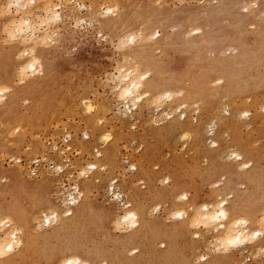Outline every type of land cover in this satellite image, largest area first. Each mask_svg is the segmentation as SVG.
<instances>
[{
    "label": "rangeland",
    "instance_id": "374dc122",
    "mask_svg": "<svg viewBox=\"0 0 264 264\" xmlns=\"http://www.w3.org/2000/svg\"><path fill=\"white\" fill-rule=\"evenodd\" d=\"M23 1L0 0V219L22 240L10 264H264V233L219 255L217 232L166 221L186 192L264 232V0H37L31 15ZM117 64L131 73L106 78Z\"/></svg>",
    "mask_w": 264,
    "mask_h": 264
},
{
    "label": "bare ground",
    "instance_id": "6f19581e",
    "mask_svg": "<svg viewBox=\"0 0 264 264\" xmlns=\"http://www.w3.org/2000/svg\"><path fill=\"white\" fill-rule=\"evenodd\" d=\"M36 1V5H34V6H32V8L30 9L29 8V5H28V2H27V0H25V1H23L22 2V4L23 5H26L27 6V9L25 10V11H23V14H27V15H31V13L33 12V9L34 8H38L39 9V6H41L40 4V2L39 1H37V0H35ZM52 3V2H51ZM49 4V3H48ZM51 5H53V4H51ZM34 7V8H33ZM52 7H54V6H51V8ZM48 8V7H47ZM50 8V6H49V9H51ZM55 8V7H54ZM58 8V7H57ZM53 9V8H52ZM59 9V8H58ZM52 11V10H51ZM112 10L111 9H108V12H111ZM51 16L49 17V20L50 19H56V18H58L59 16H60V12L57 10V9H54L53 11H52V14H50ZM21 18V17H20ZM19 20H21V19H19ZM25 20V19H24ZM23 20V21H24ZM49 22V21H48ZM30 24H31V22H29ZM28 24V23H27ZM29 24V25H30ZM29 28H31V27H29ZM30 32H32L31 30H30ZM32 34H34V32H32ZM26 36H28L29 37V34L28 35H26ZM30 36H31V34H30ZM33 36V35H32ZM30 38H32V37H30ZM34 40V39H33ZM32 61V60H31ZM30 60L28 61L29 63L31 62ZM33 61H35L34 59H33ZM31 62L29 65L27 64V63H25L23 66H27V67H29V68H33V69H37L38 67H37V64L35 63V62ZM24 67V68H25ZM3 68V67H2ZM8 68V67H7ZM0 70H1V68H0ZM22 70H23V68H22ZM23 71H25V69L23 70ZM3 73V72H2ZM24 76V75H23ZM25 76H27V75H25ZM24 76V77H25ZM137 75H135V76H133V77H131L130 79H129V81L127 82V84L124 86V88H122L123 90H124V95H127L128 96V94H132L134 91H140V92H142L143 91V89H146V88H148V86L147 85H145V80L143 79V77L142 76H147V74L146 75H142L141 77L139 76H137ZM5 79V78H4ZM5 88V87H4ZM2 89H0V91H1ZM2 92V91H1ZM0 92V93H1ZM122 92V91H121ZM3 94V93H2ZM166 95L167 96H169V94H167L166 93ZM141 96V95H140ZM140 96H139V98H140ZM126 98V101H127V98L128 97H124V99ZM129 104V103H128ZM163 103H161V105H160V108L161 109H163V105H162ZM130 105V104H129ZM128 105V106H129ZM176 105V104H175ZM159 106V105H158ZM132 107V106H131ZM130 107V108H131ZM128 108V107H127ZM123 111V110H122ZM129 112V111H128ZM132 113V112H131ZM168 113H169V111H168ZM185 114V113H184ZM163 115H166L165 114V112L163 113ZM160 116V115H159ZM162 116V115H161ZM168 117V116H167ZM159 118V117H158ZM164 118H166V116L164 117ZM160 119V118H159ZM162 119V118H161ZM155 121V120H154ZM213 128V127H212ZM210 132V131H209ZM208 132V133H209ZM213 132V131H212ZM191 133V132H190ZM211 133V132H210ZM107 134H105V136L103 137L102 136V138L103 139H105V140H107V139H109V137L107 138V136H110L109 134L106 136ZM189 135V134H188ZM187 135V136H188ZM183 137V136H182ZM235 152H237V151H235ZM234 155H236V156H242L241 154H234ZM236 156H234V157H236ZM242 158H243V156H242ZM243 160V159H242ZM94 164H89V168L91 169V168H93L92 166H93ZM95 167H96V165H94ZM56 167V166H55ZM94 167V168H95ZM240 167V166H239ZM59 168H62V167H59ZM64 168V167H63ZM87 168V167H86ZM239 169H241V168H239ZM59 170V169H58ZM61 170V169H60ZM88 172V171H87ZM114 185V184H113ZM111 189V188H110ZM114 190V189H113ZM115 191V190H114ZM236 191V190H235ZM121 192V191H120ZM120 192H118V193H116L117 194V196L119 197V196H121V193ZM234 192V191H233ZM71 196V198H72V200L73 201H75V199H77V197L76 196H73V194H70ZM231 195V194H230ZM227 196H229V195H227ZM79 197V196H78ZM222 200H226V199H222ZM219 202L217 203V204H215L216 206H217V210H219V208H218V205H219V203H220V201L221 200H218ZM227 201V200H226ZM205 204H210V203H205ZM204 204V205H205ZM243 207H244V205H243ZM226 208H227V214H228V219H227V222H225V221H223V220H221L220 222H222V223H225V229H223V230H221L220 232H217V239L216 240H220V242H218L219 244L221 243V244H223L225 247H229L230 246V241L235 237V235H237V234H240V233H244V235L245 236H247L248 238H249V240H251L252 238H255V237H259V235L262 233H264V232H261L262 230H259V231H254V233H250L249 232V230H248V228H243L241 225H245V224H248V222H247V219H245L243 216H240L239 214H237L236 212L235 213H232L231 211H230V209L227 207V205H226ZM5 209V208H4ZM209 211L211 212L212 211V209H209ZM255 212H257V211H255ZM19 213H21V212H19ZM27 213V212H26ZM21 214H23V215H25L24 214V212L23 213H21ZM46 214V213H45ZM139 212H138V209H136V208H131L130 210H128V212H127V214L125 215V216H123L122 218H121V222L122 223H125L126 222V224H129V226L130 225H132L133 223H135L136 222V220H137V218H138V220H139ZM23 215H21V216H23ZM48 215V214H47ZM45 216L47 219H48V223L50 222V220H51V218H49L48 216ZM52 215H53V213H52ZM18 216V215H17ZM51 217V216H50ZM17 218V217H16ZM21 217H19V219H20ZM18 219V218H17ZM17 219H15V221L17 220ZM22 220V223H23V221H25V220H23V219H21ZM39 220V219H38ZM120 220V219H119ZM141 220V219H140ZM26 221H28V220H26ZM26 221L24 222V224L26 223ZM52 221V220H51ZM237 221H240L239 223H237ZM20 222V221H19ZM142 222H144V219H143V221ZM5 225V220H1L0 219V254H2V256H0V263L1 264H10L11 263V259L10 258H8L7 257V253L8 252H10V251H12L14 248H15V245L16 244H22V240H20V241H17V238H18V235H17V232L16 231H13V232H11L10 233V235H9V233L7 234V231L5 232V233H2L3 232V229H2V226H4ZM214 227H218V224H214ZM240 227V228H239ZM242 227V228H241ZM246 227V226H245ZM15 230V229H14ZM247 230V231H246ZM257 232H259V235H256V233ZM27 233V232H26ZM158 235V234H157ZM157 235H156V238H157ZM160 235V234H159ZM250 235L252 236V237H250ZM152 236H154L153 238H155V235H153L152 234ZM216 238V237H215ZM149 239V238H148ZM150 240V239H149ZM154 240H156V239H154ZM153 240V241H154ZM151 241V240H150ZM211 241V240H210ZM153 243V242H152ZM217 243V242H216ZM28 244V243H27ZM26 244V245H27ZM151 244V243H150ZM212 244H215V243H212ZM220 244V245H221ZM209 245V244H208ZM258 245H259V243H258ZM263 246V245H262ZM25 248V247H24ZM248 248V247H247ZM133 249V248H132ZM149 249V248H148ZM211 249V248H210ZM262 249H263V247H262ZM30 250V249H29ZM264 250V249H263ZM26 251V250H25ZM133 251V250H132ZM170 251H172V249L170 250ZM155 252V251H154ZM154 252H153V254H154ZM168 254H169V252H167ZM22 254H24V252L22 253ZM21 254V255H22ZM168 254H165L166 256L168 255ZM26 255V254H25ZM149 255H151L152 256V254L150 253ZM158 256H161V255H163V254H161V255H159V254H157ZM156 255V256H157ZM164 255V256H165ZM171 255H172V253H171ZM14 256V255H13ZM136 257H138V256H136ZM168 258L170 257V255H168L167 256ZM17 258V257H16ZM133 258V257H132ZM150 258V257H149ZM158 258V257H157ZM15 259V258H14ZM20 259H21V257H20ZM165 260H167L166 259V257H165ZM171 260V259H170ZM17 261V260H16ZM19 263V262H18ZM63 264H89L88 262H86V261H82V259L80 258V257H78V256H75V257H70V258H67V259H65V261H64V263Z\"/></svg>",
    "mask_w": 264,
    "mask_h": 264
},
{
    "label": "clouds",
    "instance_id": "9594fccd",
    "mask_svg": "<svg viewBox=\"0 0 264 264\" xmlns=\"http://www.w3.org/2000/svg\"><path fill=\"white\" fill-rule=\"evenodd\" d=\"M32 2H35V0H32ZM13 5H9V9L12 7ZM245 11H247V9H245ZM135 42V38L134 37H129L128 38V43L132 44ZM121 45H124V42L121 41ZM123 47V46H122ZM117 50H122V48L117 49ZM131 69L127 68V67H120L118 64L116 66H114V68L112 69V71L108 74H106V78L107 77H121L123 76V78H126L130 73H131ZM40 74H43V66L41 65V71ZM143 79H147V76H142ZM114 82V81H111ZM149 94H143V97H147ZM227 114V113H226ZM183 118V117H181ZM85 138H87V135L85 134ZM212 147H216L215 144H212ZM99 154V153H98ZM236 159L242 160V156H237ZM205 163H207V160H205ZM252 165V162L249 161L247 164L243 165V169H247L250 168ZM93 168L95 167L94 165L92 166ZM134 168V166H133ZM170 178H165L164 179V183L168 184L169 183ZM212 187H220V183L217 182L215 185L210 186V188L212 189ZM83 197V195L81 196ZM189 198V193H181L178 197H177V202L180 203L182 202L183 204L186 205V207L184 208H179L177 210H175L174 212L169 213V216L166 218L167 222H175V221H180V222H184V221H188V227L190 230H192L193 232V238L194 239H199L201 238V230H204L205 233H208V231L211 229L214 232H220L221 230L225 229V223L220 222L221 220L227 222L228 219V214H227V201L226 200H221L218 208L219 210H217V206L215 204H205V205H201L199 207H196L194 209V206L187 203ZM217 199H220L219 197H217ZM79 200L76 201V203H78ZM160 205L157 204L155 206V210L156 213L158 214L160 211ZM209 209H212V211L210 212ZM72 214L71 209H69L66 213L65 216H70ZM240 221H237V223H239ZM214 224H218V227H214ZM47 226V225H46ZM139 227V220L137 218L136 222L133 223L129 229L127 230H131L134 228H138ZM247 231V230H246ZM256 235H259V232L256 233ZM218 238V237H217ZM250 242H254V241H250L249 238L247 236L244 235V233H240L235 235V237L230 241V246L229 247H225L223 244H221L219 247L215 248V254H219V255H226L228 254L230 251H232L235 248H238L240 246H243L247 243ZM21 247V245H17V248ZM161 247H164V245L162 244ZM221 248H223V251H221ZM136 250H134L135 252ZM260 251V250H258ZM0 256H2V254H0ZM258 258V257H256ZM201 260H207L208 257L206 256H201L200 257ZM105 264H107V262L105 261Z\"/></svg>",
    "mask_w": 264,
    "mask_h": 264
}]
</instances>
